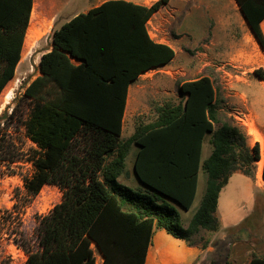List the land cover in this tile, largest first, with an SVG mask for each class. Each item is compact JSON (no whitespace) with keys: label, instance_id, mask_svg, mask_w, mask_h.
<instances>
[{"label":"trees","instance_id":"obj_1","mask_svg":"<svg viewBox=\"0 0 264 264\" xmlns=\"http://www.w3.org/2000/svg\"><path fill=\"white\" fill-rule=\"evenodd\" d=\"M236 2L264 51V0ZM166 3L106 0L76 14L53 30L51 48L39 60L40 75L22 83L26 102L20 113L18 105L10 115L9 107L4 111L3 117L22 122L37 146L33 173L24 178L27 200L48 184L62 191L61 201L38 224V248L24 247V264H97L96 251L102 264H145L155 228L197 244L192 236L201 229H219L215 212L230 176L239 171L255 180L260 144L250 147L239 126L220 120L208 76L181 83L183 100L161 104L154 120L123 137L130 85L175 56L146 28ZM33 6L34 0H0V95L21 61ZM254 74L264 79V69ZM207 136L212 153L202 162ZM133 145L139 181L134 187L118 180ZM200 169L207 173L205 194L184 228L173 202L190 209ZM23 206L2 211L0 240L15 225L22 235ZM247 264H264V255L254 253Z\"/></svg>","mask_w":264,"mask_h":264},{"label":"rangeland","instance_id":"obj_2","mask_svg":"<svg viewBox=\"0 0 264 264\" xmlns=\"http://www.w3.org/2000/svg\"><path fill=\"white\" fill-rule=\"evenodd\" d=\"M104 0H34L29 27L26 32L22 58L17 66L13 79L9 81L0 95V105L4 102V93L12 89L13 97L7 107L0 110V216L5 209H11L18 203H23L20 214L19 229L22 235L17 232V225L14 231L7 230L0 240V264H24L27 258L26 247L38 248L37 227L41 218L47 215L55 204L62 199V191L55 185H45L38 195L27 200L24 189V178L33 173L32 157L37 146L26 135L25 128L21 121L16 118L3 117L4 111L8 108L10 115L13 108L18 105L20 108L26 102L23 99V82L31 81L40 75L39 60L41 55L51 48L52 32L61 24L71 19L80 12H86L90 8L99 5ZM145 3H153L156 0H137ZM171 6L178 8L176 18L171 20L170 35L178 33L181 45L188 46L179 53L171 72L166 75L169 80L155 82L149 77L134 83L128 92L125 120L124 138H128L139 123H148L155 119L157 107L166 102L179 103L183 95L179 92V85L184 81L210 76L218 91L219 118L221 121H228L239 126L247 135L250 143L258 142L252 128L256 127L261 132L264 128V81L249 69L263 65L260 58L246 59L243 61H231L222 59H210L202 54L203 43L210 41L209 34L213 23L223 15L227 7L225 0H172ZM226 6V7H225ZM231 12V10H230ZM178 28V30H177ZM177 36V35H176ZM203 48V49H202ZM259 68L264 69L263 66ZM158 76L161 74H157ZM155 75V76H157ZM154 76V77H155ZM157 76V77H158ZM18 80V81H17ZM247 80L256 86L260 102L251 107L242 102V97L234 95L232 85ZM16 97V100L14 98ZM24 111L25 119L29 113V105ZM258 115H256V114ZM245 118V123L239 118ZM4 122L9 126H4ZM208 139V136H207ZM205 139L202 149V161L212 152V146ZM260 144L261 157H264V149ZM137 146L133 145L126 158L125 173L133 170V160ZM258 164V163H257ZM255 181L263 184L257 175ZM207 173L200 169L199 184L194 202L190 209H184L177 203L173 205L181 215V222L184 225L190 223L195 212L198 210L205 193ZM253 179L241 172H234L226 186L223 187L218 205V215L222 218L224 225L238 223L234 234L239 238L236 246L238 249H245L252 246L259 254L264 253V188L256 184ZM133 183L139 185V181L133 173ZM249 184V190L246 187ZM133 186V185H132ZM211 236L220 238L232 231H208ZM214 232V233H213ZM206 236V235H204ZM202 233L192 236L195 243H204ZM25 247V248H24ZM172 251L178 248L176 243L170 245ZM175 252V251H174ZM257 254V253H256ZM229 257V253L225 254ZM97 264H102V256L96 251ZM224 258L222 262H225ZM228 261V260H227ZM233 260L228 261V263Z\"/></svg>","mask_w":264,"mask_h":264},{"label":"crops","instance_id":"obj_3","mask_svg":"<svg viewBox=\"0 0 264 264\" xmlns=\"http://www.w3.org/2000/svg\"><path fill=\"white\" fill-rule=\"evenodd\" d=\"M129 1H133L136 4H141V5L152 4L137 0H129ZM171 2L172 0H168V3L163 5L156 13H154V15L148 20L146 28L150 38L154 42L169 45L171 48H173L175 52V56L168 64L163 65L158 69H153L151 71L142 73L138 77V79L130 85V87L134 83L140 82L141 80L149 76H150L149 79L151 81H154V83L169 80L166 74L168 72H171L170 66L173 65V62H175L179 53L183 52L185 48L188 47L181 45L179 38H177L179 37L178 33H175V35L169 34L171 33V31H173L172 30L173 28H171L170 26L172 21L171 19L177 17L175 12L179 10L178 8L171 6ZM225 2L227 5V7L225 6L226 8H224L225 12L223 15H220L218 17V21H216V23H213V28L209 34L210 41L209 42H207L206 40L204 41L203 43L204 49L202 48L203 50H201L202 54H205L210 59H222V60H231V61H243L246 59L253 58L254 56L256 58L262 59L264 62V51L262 50L260 44L258 43L255 35L251 31L236 0H225ZM261 28L264 32V19L261 21ZM260 66L264 67V64L259 65L257 67H253L249 70L252 71L255 68H259ZM157 74H161V75L158 76ZM155 75H157L158 77ZM259 80L264 81V79L261 78H259ZM232 88L235 91L234 95L236 96L238 95L242 97L243 98L242 102L248 105V108L250 107L249 108L250 110L251 107L259 104L260 99L256 91V86L251 82L244 80L241 83L232 85ZM217 96H218V91H217ZM251 111L254 112L253 110ZM124 120H125V115H124ZM124 120H123V131H124ZM260 133L264 136V128H262ZM122 135L124 137V133H122ZM131 135L132 134H130L129 137ZM207 140L209 141V137ZM254 144L255 142L250 143L248 141V145L250 147H252ZM211 153L208 154L207 158L211 155ZM133 173H134L133 170L126 172L124 178L122 176L118 178L119 182L127 186H132V185H133L132 187L138 186L133 183ZM255 182L258 186L264 188V175H263V184H260L258 180ZM198 184H199V172H198L197 188H198ZM246 187L249 190V184H246ZM205 190H206V183H205ZM219 200H220V195H219ZM219 200H218V205H219ZM215 215L219 220V229L214 232H220L221 230L222 231L224 230L226 232L230 230L233 232L232 236L228 237V233H227L224 236L218 238L216 236H211L207 230L201 229L200 233H202L203 236L206 235L204 236V243L205 242L207 243L206 248H203L202 243L190 245L185 240L175 238L172 235L168 234L164 229L155 228L153 231L151 244L148 249L145 264H247L254 253L255 254L257 253V255L260 256L264 255V253L263 255H261L259 254V252H256L254 249L251 248L252 246L247 247L245 249H238L236 246L239 243L238 240L239 238H237V236L234 234V231L238 228L239 224L233 223L226 226V224L224 225L222 218L219 217L217 210L215 212ZM182 226L184 228H187L189 224L187 225L182 224ZM172 243H176L178 245V248L174 250L175 252L172 251L170 248V245ZM226 253H229V257L225 255ZM224 258L226 259V261L222 262ZM227 260L228 261L233 260V262L231 261V263H228Z\"/></svg>","mask_w":264,"mask_h":264},{"label":"bare ground","instance_id":"obj_4","mask_svg":"<svg viewBox=\"0 0 264 264\" xmlns=\"http://www.w3.org/2000/svg\"><path fill=\"white\" fill-rule=\"evenodd\" d=\"M18 81V80H17ZM5 99L4 102L0 105V110L7 107L8 103H10L12 97H13V91L12 89L7 90L5 93ZM253 133L255 134V138L258 142L261 143L262 148L264 149V136L260 133L258 128L253 127L252 128ZM257 175L262 180L263 179V169H264V157L262 156L261 159L257 162Z\"/></svg>","mask_w":264,"mask_h":264},{"label":"built area","instance_id":"obj_5","mask_svg":"<svg viewBox=\"0 0 264 264\" xmlns=\"http://www.w3.org/2000/svg\"><path fill=\"white\" fill-rule=\"evenodd\" d=\"M239 119L241 120V122H243V124H246V123H245V118H244V117L239 118Z\"/></svg>","mask_w":264,"mask_h":264},{"label":"water","instance_id":"obj_6","mask_svg":"<svg viewBox=\"0 0 264 264\" xmlns=\"http://www.w3.org/2000/svg\"><path fill=\"white\" fill-rule=\"evenodd\" d=\"M264 175V174H263Z\"/></svg>","mask_w":264,"mask_h":264}]
</instances>
